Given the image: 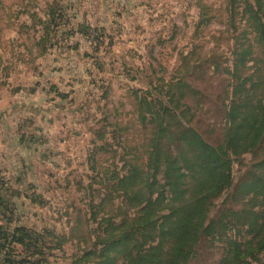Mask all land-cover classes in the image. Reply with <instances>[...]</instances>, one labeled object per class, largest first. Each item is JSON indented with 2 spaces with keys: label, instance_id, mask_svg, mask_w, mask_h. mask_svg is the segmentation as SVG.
<instances>
[{
  "label": "rangeland",
  "instance_id": "374dc122",
  "mask_svg": "<svg viewBox=\"0 0 264 264\" xmlns=\"http://www.w3.org/2000/svg\"><path fill=\"white\" fill-rule=\"evenodd\" d=\"M263 223L264 0H0L12 259L264 264Z\"/></svg>",
  "mask_w": 264,
  "mask_h": 264
},
{
  "label": "trees",
  "instance_id": "16d2710c",
  "mask_svg": "<svg viewBox=\"0 0 264 264\" xmlns=\"http://www.w3.org/2000/svg\"><path fill=\"white\" fill-rule=\"evenodd\" d=\"M199 142V148L203 149V152L205 153L206 157L211 161V162H216V160L218 159L217 154H215L214 148L207 144L206 142H204L203 140L200 139ZM228 175L226 177V183H228ZM225 182V181H223ZM193 212V211H191ZM189 215V213H187V216ZM4 229H1L0 227V254H2V264H24L27 263V261L29 259L19 257L20 259H17L18 261L14 260V258L12 259V253L11 251L8 249V247L6 246V243H8V245H18L20 246L22 249H29L27 248L28 245H32L34 246L35 244V240L30 237L31 232L29 228L23 226V225H17L16 227H14L13 229H9L8 227ZM185 229H186V225H185ZM32 236V235H31ZM180 247H178L175 250V254H177L178 252H180ZM246 249L249 250V252L252 253L253 249H258V250H262L264 249V223L261 225V231L257 236V243L256 245H251L249 244V246L246 247ZM30 250V249H29ZM28 251V250H27ZM182 252V249H181ZM27 254H36L34 251H30ZM243 255V250L238 246V244L233 243L230 249V256H229V260H228V264H244V260L241 259ZM19 256V255H17ZM30 256V255H28ZM30 258V257H28ZM175 259L176 256L173 255L172 259L169 261V264H175Z\"/></svg>",
  "mask_w": 264,
  "mask_h": 264
}]
</instances>
